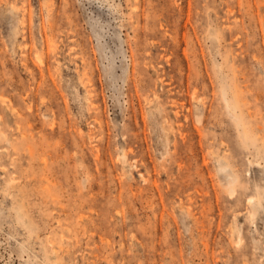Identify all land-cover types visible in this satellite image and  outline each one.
<instances>
[{
	"label": "rangeland",
	"instance_id": "obj_1",
	"mask_svg": "<svg viewBox=\"0 0 264 264\" xmlns=\"http://www.w3.org/2000/svg\"><path fill=\"white\" fill-rule=\"evenodd\" d=\"M0 264H264V0H0Z\"/></svg>",
	"mask_w": 264,
	"mask_h": 264
},
{
	"label": "bare ground",
	"instance_id": "obj_2",
	"mask_svg": "<svg viewBox=\"0 0 264 264\" xmlns=\"http://www.w3.org/2000/svg\"><path fill=\"white\" fill-rule=\"evenodd\" d=\"M139 2V1H138ZM140 3V2H139ZM138 8V7H137ZM140 8V7H139ZM90 95H92L93 93H92V91L90 90ZM2 100H3V102H6L7 103V101H6V99L5 98H2ZM97 105H98V103L96 102V101H94V100H91V102H90V104H89V110L90 111H96L97 110ZM92 117H93V120L92 121H89V124H90V129L88 130V132H87V134L89 135V138H90V140L91 141H94L95 139H97V134L95 133V127H96V124L98 123L101 127H103V120L97 115V114H95V115H92ZM144 118H145V114H144ZM82 132V131H81ZM84 132V131H83ZM102 132H104V130H102ZM85 133V132H84ZM125 144L126 145H128V144H130V141L127 139L126 141H125ZM131 151H133V148L132 147H130L129 148ZM127 155H128V158H127ZM121 156H123V159L125 160V161H128L129 160V158H133V156H132V154H130V153H127V150H126V148L125 147H123V150H122V155ZM45 158V157H44ZM134 160V162L132 163V165L133 164H135L136 163V161H138L136 158H134L133 159ZM132 162V161H131ZM137 164V163H136ZM142 175H144L143 173H142ZM147 179V178H146ZM252 199V198H251ZM252 201V200H251ZM253 203V202H252Z\"/></svg>",
	"mask_w": 264,
	"mask_h": 264
}]
</instances>
